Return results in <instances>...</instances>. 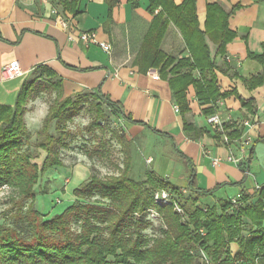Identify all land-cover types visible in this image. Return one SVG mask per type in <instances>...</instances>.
Here are the masks:
<instances>
[{"label": "trees", "instance_id": "16d2710c", "mask_svg": "<svg viewBox=\"0 0 264 264\" xmlns=\"http://www.w3.org/2000/svg\"><path fill=\"white\" fill-rule=\"evenodd\" d=\"M137 7L138 3L132 1L133 17L129 22H110L111 59L119 68H131L140 60H149V66L158 70L160 78L172 90L184 131L192 132L195 130L194 113L187 98L188 88L193 86L196 98L207 106L204 111L207 116L214 115L217 101L229 95L220 91L217 82V71L227 73V70L217 67L206 42V36L217 41V56L225 57L226 44L235 36L228 28L229 15H222L220 20L216 16L219 7L209 4L206 30L202 31L196 0H187L181 6L173 0H154L151 12L160 10L151 20L139 16ZM185 52L189 53L188 57H182ZM256 59L264 67V55ZM195 71L199 72V78L194 77ZM33 73L38 75L24 81L14 107H0V188L13 187L19 195L16 224L0 225V264H264V186L253 196L242 191L243 206L219 200L216 206L203 208L195 167L184 158L190 170L185 186L153 172H149L145 181L133 180L130 177L131 144L124 134H114L124 156V166L118 168L120 174L110 177L91 174L73 192L82 201L94 195L101 201L97 204L78 202L52 218L36 210L35 187L46 172L64 166L58 148L66 146L71 134L65 125L87 95L77 93L63 98L62 80L54 71L39 67ZM43 76L50 80L48 85L38 82ZM260 83H264V74L253 80V84ZM49 89L57 91V97L36 133L34 149H25L29 137L24 120L27 105L36 93ZM96 92L98 96L90 94L94 99L90 104L94 114L92 126L104 129L102 122L107 116L103 106H106L114 116L151 129L125 115L120 103L106 96L100 98V90ZM242 107L254 113L253 100H242ZM53 124L55 134L51 132ZM242 134L243 128L239 129L235 123H224L223 132H216L215 136L218 139L225 135L229 139L226 145H229L241 139ZM41 152L46 157L40 168L34 160ZM146 187L152 191H168L172 196V204L159 209L166 230L152 241L141 234L146 225L133 219L134 214L144 213L153 205ZM184 189H189L192 195L186 196ZM256 196L258 201L249 203ZM25 201L29 206L23 213ZM176 206L182 209V214L177 212ZM70 217L81 222L79 234L73 232ZM244 218L250 221L249 229L244 225ZM127 223H131L133 231L126 228ZM246 230L251 234L249 237L243 236ZM232 243L239 247L235 255L231 252ZM201 250L209 263L202 262Z\"/></svg>", "mask_w": 264, "mask_h": 264}, {"label": "crops", "instance_id": "0c3cea01", "mask_svg": "<svg viewBox=\"0 0 264 264\" xmlns=\"http://www.w3.org/2000/svg\"><path fill=\"white\" fill-rule=\"evenodd\" d=\"M153 1L138 3L137 14L151 20L160 10L151 12ZM173 2L181 6L187 0ZM209 4L219 7L216 16L220 20L222 15H229L228 28L235 35L226 44L225 57L217 56V41L206 36L211 58L217 67L227 70L217 71V82L220 91L229 95L214 108L224 123H235L239 129L246 120L257 124L250 131L252 144L246 151L241 150L239 141L226 145L223 137L216 138V128L204 113L207 106L196 98L193 86L188 88L187 98L195 130L185 132L181 114L174 110L172 90L166 81L155 80L149 74L152 70L158 72L149 66V60L119 68L98 43L81 39L84 33L93 34L97 42L112 46L110 22L122 24L132 19V0H0V107L13 108L24 81L35 69L47 67L61 78L63 98L77 93L98 96L96 91L100 90V98L106 96L120 103L125 115L151 127L121 118L125 126L122 134L131 144L133 180L145 181L153 172L185 186L190 170L184 158L195 167L203 208H212L219 200H241L243 192L253 196L264 186V83L253 84L264 74L263 65L256 59L264 55V0H196L202 31L206 30ZM61 18L69 24L66 31L59 27ZM188 56L185 52L182 57ZM13 63L20 65L24 76L3 81V67ZM193 75L200 76L198 71ZM250 99L254 102L253 114L242 107V100ZM140 145L144 151L142 162L150 161L147 165L144 162L143 175L136 172L139 161L135 159V148ZM187 191L192 195L184 189ZM257 201L256 196L249 203ZM243 221L249 229L250 221ZM250 235L248 230L243 232L245 237ZM230 247L233 255L238 253L236 243Z\"/></svg>", "mask_w": 264, "mask_h": 264}, {"label": "rangeland", "instance_id": "374dc122", "mask_svg": "<svg viewBox=\"0 0 264 264\" xmlns=\"http://www.w3.org/2000/svg\"><path fill=\"white\" fill-rule=\"evenodd\" d=\"M37 75L33 73L31 79ZM38 82L48 85L50 80L47 76H43ZM85 94L87 98L81 104L80 109L73 112L72 119L65 125L66 129L71 133L66 140V146L58 148L59 156L64 166L54 167L46 172L35 187L37 193L35 208L48 218L62 215L78 202L97 204L96 202L101 201L98 195L82 201L74 196V190L87 181L91 174L100 177L118 176L120 174L118 168H123L124 166L121 144H119L114 135H121L125 132L122 119L114 116L106 106H103V110L107 116L102 122L104 129L92 126L94 114L90 111V104L94 99L90 96L91 93ZM56 97L57 91L49 89L39 91L30 99L24 116L29 133L25 149L29 148L31 151L34 149L32 145L35 141L36 133L41 129L49 108L54 103ZM51 132L55 134V124L52 125ZM135 154L136 162L139 161L136 172L138 171L143 175L145 165L150 161H144L146 162L145 165L142 162L144 160V151L141 145L135 148ZM45 157L46 154L41 152L40 157L35 159L34 162L41 168ZM146 188L152 195L153 205L144 213L134 214L133 219L141 221L142 224L146 225L141 234L147 240L152 241L162 236L166 230V226L163 221V215L159 210L160 207L154 205L155 194L161 190L152 191L149 187ZM184 193L186 196L191 195L189 191ZM18 199L17 189L7 185L0 188V225L13 226L16 224V201ZM102 202L104 204L108 203L107 200H102ZM23 206L24 213L29 206L28 201H25ZM19 224L23 223L20 222ZM70 224L73 232L79 234L81 222L76 221L74 217H70ZM127 224L129 226L127 225L126 228L133 231V227L130 226L131 223Z\"/></svg>", "mask_w": 264, "mask_h": 264}, {"label": "built area", "instance_id": "2783aa9c", "mask_svg": "<svg viewBox=\"0 0 264 264\" xmlns=\"http://www.w3.org/2000/svg\"><path fill=\"white\" fill-rule=\"evenodd\" d=\"M136 3H140V2H143V1H147V0H132ZM59 27L61 28V30L63 31H66L68 30L69 28V24L67 22L66 19L64 18H61L59 20ZM81 39L85 42H89V41H92V42H95V43H98L100 48L102 49V51L107 54V55H111V51H112V46L109 44V43H99L95 40V36L93 34H88V33H84L81 35ZM230 58L228 57V60ZM24 72L23 70L21 69L20 65L19 64H16V63H13V64H8L6 66L3 67V70H2V76H1V79L3 81H8V80H13V79H16V78H20V77H23L24 76ZM149 74L153 77V79L155 80H159L160 79V75L157 71H150ZM221 103V100H218L216 105L220 104ZM215 105V106H216ZM174 110L176 113L179 112V108L178 106H174ZM208 123L209 124H212L215 128H216V131L217 132H223V120L222 118L218 115V114H214V115H211L208 119ZM255 125H257L256 123L250 121V120H246L243 122L242 126H243V134H242V137L241 139L237 140L240 142V146H241V150L242 151H246L249 146L252 144V136L250 135V131L255 127ZM223 142L225 144H228L229 143V139L224 135L223 136ZM213 165L216 166L218 165V162L215 160L213 161ZM230 202L234 205H237V206H243V202L241 200H237V199H231ZM172 204V196L171 194L168 192V191H165V190H161V191H158L156 194H155V197H154V205L157 206V207H160V208H164L168 205H171ZM176 210L177 212L179 213H183L182 209L179 208L178 206H176ZM201 233L204 235L205 232L204 231H201ZM200 256H201V260L202 262H206V263H209V259L207 257V255L204 253L203 250H201L200 252Z\"/></svg>", "mask_w": 264, "mask_h": 264}]
</instances>
